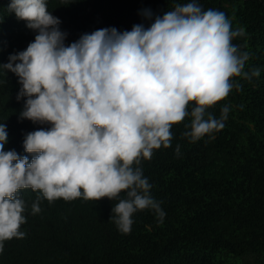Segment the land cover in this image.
Listing matches in <instances>:
<instances>
[{"label": "clouds", "instance_id": "clouds-1", "mask_svg": "<svg viewBox=\"0 0 264 264\" xmlns=\"http://www.w3.org/2000/svg\"><path fill=\"white\" fill-rule=\"evenodd\" d=\"M6 9L36 34L0 72L18 77L16 99L25 98L18 119L48 127L24 134L29 161L5 150L8 133L0 122V251L5 240L25 236L24 213H39L42 199L116 200L109 220L123 233L140 210H152L162 223L165 212L141 160L169 147L170 129L185 117L181 136L190 142L223 128L230 106L223 104L219 117L208 109L241 90L236 77L260 75L259 67L245 70L246 45L233 43L245 29L233 28L221 10L186 0L162 15L142 9L147 26L103 27L65 44L67 32L47 0H10ZM174 151L180 154L179 144ZM25 188L36 192L30 205L19 195Z\"/></svg>", "mask_w": 264, "mask_h": 264}, {"label": "trees", "instance_id": "trees-1", "mask_svg": "<svg viewBox=\"0 0 264 264\" xmlns=\"http://www.w3.org/2000/svg\"><path fill=\"white\" fill-rule=\"evenodd\" d=\"M9 2L0 0V64L36 34L8 12ZM176 2L186 0H47V8L59 18L68 44L103 27L147 26L142 9L162 15ZM199 2L223 11L233 28L245 29L246 36L233 43L246 45L251 56L245 70L259 67L260 75L250 81L236 77L241 90L232 89L208 109L219 117L220 107L230 106L223 128L211 138L182 137L185 117L170 129L169 147L141 160L150 193L165 212L163 222L157 223L152 210H140L123 233L109 220L116 200L42 199L39 213L30 208L24 213L25 236L4 241L0 264H264V0ZM19 87L14 73L0 72V122L8 133L4 148L30 161L33 154L24 151L23 136L48 125L18 119L25 99L17 101ZM19 195L30 205L36 192L25 188Z\"/></svg>", "mask_w": 264, "mask_h": 264}]
</instances>
